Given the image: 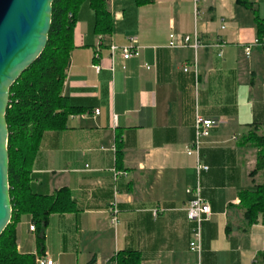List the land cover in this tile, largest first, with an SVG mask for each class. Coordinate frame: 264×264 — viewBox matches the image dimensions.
<instances>
[{
  "label": "crops",
  "instance_id": "0c3cea01",
  "mask_svg": "<svg viewBox=\"0 0 264 264\" xmlns=\"http://www.w3.org/2000/svg\"><path fill=\"white\" fill-rule=\"evenodd\" d=\"M249 1L255 12L237 0H154L142 8L111 1L114 31L101 45L94 13L81 9L63 95L83 112L44 135L31 175L35 194L67 189L77 211L51 216L44 258L116 264L119 253L137 252L141 264H253L264 254V219L244 231L238 208L240 194L262 182L251 174L256 151L240 146L249 132L264 136V42L255 23L256 15L264 20V0ZM172 33L197 34L203 46L170 49ZM130 39L139 56H118L111 71L109 46ZM197 117L217 122L199 156L209 168L199 185L212 212L200 257L187 211L198 186L197 157L186 153ZM31 224L22 217L17 249L37 256Z\"/></svg>",
  "mask_w": 264,
  "mask_h": 264
},
{
  "label": "trees",
  "instance_id": "16d2710c",
  "mask_svg": "<svg viewBox=\"0 0 264 264\" xmlns=\"http://www.w3.org/2000/svg\"><path fill=\"white\" fill-rule=\"evenodd\" d=\"M111 1H131L142 8L154 0H55L48 45L34 63L10 90V103L6 113L9 131V188L12 205L11 222L0 237V264H36V257L44 258L46 233L49 221L55 214L77 211L67 189L51 196L35 194L31 188V175L40 143L46 133L62 132L71 116L83 111L73 107L63 95L71 53L75 49L74 32L79 12L89 7L94 13L93 33L97 37L111 35L114 22ZM244 8L255 12L249 0H237ZM257 35L264 42V20L255 16ZM240 146L256 151V167L251 173L261 175L262 182L253 190L240 194L244 231L264 219V136L249 132ZM121 157V156H120ZM30 216L35 225L36 255H22L17 249V226L22 217ZM113 261L116 264H141L137 252H121Z\"/></svg>",
  "mask_w": 264,
  "mask_h": 264
},
{
  "label": "water",
  "instance_id": "95a60500",
  "mask_svg": "<svg viewBox=\"0 0 264 264\" xmlns=\"http://www.w3.org/2000/svg\"><path fill=\"white\" fill-rule=\"evenodd\" d=\"M55 0H0V237L12 218L9 188L10 90L48 45Z\"/></svg>",
  "mask_w": 264,
  "mask_h": 264
},
{
  "label": "built area",
  "instance_id": "2783aa9c",
  "mask_svg": "<svg viewBox=\"0 0 264 264\" xmlns=\"http://www.w3.org/2000/svg\"><path fill=\"white\" fill-rule=\"evenodd\" d=\"M199 3V0H195V5ZM222 29H225L223 27ZM99 45L102 44V37L99 38ZM258 44V41L256 42ZM203 46L202 42L200 41L197 34L194 36H183V35H176L172 33L169 36V44L168 48L170 49H185V48H193L195 50L201 48ZM110 51V60L112 62L111 71L114 70V63L117 60L118 56H121L124 62L136 58L139 56V48L136 46V42L134 39H130V43L126 46H118L115 44H111L109 46ZM246 56L249 57L251 54V49L248 47L245 49ZM95 59L99 60V55H95ZM124 68V67H123ZM147 69L149 67L146 66ZM94 69L97 72L102 70V66L99 64L94 65ZM187 71V69H184ZM99 111H96V115H99ZM217 125L216 121L203 119L201 117H197L196 125H195V140L191 144L190 147L187 148L186 153L188 156H196L197 157V181L198 186L193 192V199L191 200L189 207H188V218L191 222L195 223L196 227L193 231L192 235V242L190 244L191 250L198 254L200 257L202 251V224L209 220L212 215L211 208L208 202L203 198L200 189V177L202 173L207 172L209 168L203 165L200 162V150L202 142L210 137L211 131ZM114 207L110 211V221L112 226H117L118 224V215L119 211L117 209L116 203H114ZM30 232L35 233V225L32 223L30 226ZM36 264H55V262L51 259L47 258H39L36 257ZM198 264H201L200 262ZM253 264H264V254L255 258Z\"/></svg>",
  "mask_w": 264,
  "mask_h": 264
}]
</instances>
